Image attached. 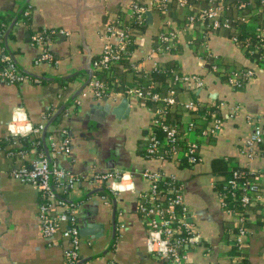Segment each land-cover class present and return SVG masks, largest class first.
Returning <instances> with one entry per match:
<instances>
[{
  "label": "crops",
  "instance_id": "1",
  "mask_svg": "<svg viewBox=\"0 0 264 264\" xmlns=\"http://www.w3.org/2000/svg\"><path fill=\"white\" fill-rule=\"evenodd\" d=\"M152 1L0 0V18H11L6 30H0V60L9 56L29 77L16 83L0 81V140L26 136L40 124L45 127L59 112L45 137H60L54 133L60 128L68 132L70 152L53 159L81 177L72 187L56 190V199L66 200L74 212L80 237L77 264H163L149 252L147 225L137 207L149 189L145 171L175 176L182 185L194 229L204 241L190 249L191 264H238L240 259L225 255L238 220L223 209L214 182L224 178L216 174L224 160L246 167L260 181L261 197L248 210L241 250L248 264H264V140L248 145L254 130L264 128V56L257 63L231 39L230 32L241 31L238 26L207 31L204 39L201 24H190L187 17L207 8V0H188L185 6L170 0L165 11L152 8ZM135 2L150 7L138 27L129 10ZM222 2L223 16L230 23L241 21L250 32H264V0ZM116 19L135 29V41L128 59L115 68L117 81L110 95L96 97L84 83L95 73L93 63L110 41L107 27ZM170 30L177 32L176 46L160 53L159 35ZM50 31L54 33L44 42L32 40L34 34ZM44 50L52 54V62L38 61ZM157 66H171L175 73L196 75L203 82L201 87L194 81L182 85L172 76L171 85L158 83L163 96L174 91L175 104L165 114L169 123L180 129L194 121L195 111L185 108L190 102L220 111L222 126L216 135L198 139V133L187 132L200 144L201 160L190 167L144 154L155 111L163 103L145 102L126 89L145 86L148 74H139L138 69ZM244 68L253 70V76L242 86L231 84L228 76ZM201 115L197 122L204 126ZM40 136L43 139V133ZM18 146L16 142L0 147V264H64L71 246L64 235L69 221L52 236L44 235L40 191L11 174L38 155L34 149L23 156L9 153ZM45 150L50 153L46 146ZM95 170H123L126 176L120 183L99 181L93 178Z\"/></svg>",
  "mask_w": 264,
  "mask_h": 264
},
{
  "label": "built area",
  "instance_id": "2",
  "mask_svg": "<svg viewBox=\"0 0 264 264\" xmlns=\"http://www.w3.org/2000/svg\"><path fill=\"white\" fill-rule=\"evenodd\" d=\"M180 6L188 4V0H175ZM208 7L201 9L198 13L188 15V22H198L203 27L202 36L205 39L207 31L218 30L231 27L230 19L223 16L222 0H207ZM170 0H153L152 8H159L165 11ZM150 7L139 3H133L130 10V18L136 25H143L145 21V13ZM25 16L29 15L28 10L23 11ZM243 19V18H242ZM108 25V33L110 41H108L103 51L94 63L92 77L87 84V91L92 92L96 97H108L112 86L115 85L117 79L115 76V68L122 60L131 53L136 31L133 27L124 26L122 19H116ZM1 33V31H0ZM54 31L36 33L32 36L34 42L42 43L49 38ZM260 40H264V32L258 29L255 33ZM113 38V39H112ZM177 32L170 30L162 32L159 35L160 45L158 51L160 53L171 52L176 44ZM112 39V40H111ZM231 39L237 43V36L233 35ZM257 51V49H256ZM260 57V56H258ZM53 61V56L47 50L40 55L38 61ZM2 61L6 62V66L0 69V81L16 83L28 79V75L16 68V65L11 61L9 56L4 55ZM137 68L136 66H134ZM216 69V66H213ZM104 73L107 77L112 78L111 81L99 78L97 73ZM174 81H181L188 84L194 81L197 87L203 85L199 76H190L185 74H177L172 68ZM253 76V70L245 69L233 71L228 80L231 84L242 86V80H248ZM151 81L148 88L153 87ZM126 93L131 96H136L142 100H152L161 102L163 105L158 106L155 111V119L153 124L159 126L165 132L163 138H159L156 133L151 130L149 135V143L146 148V156L157 159L158 161H172L176 164H181L182 158L186 157L187 161L194 165L201 160L199 137L208 138L216 135L222 126V119L212 115L207 110L203 117L206 120L204 126H199L194 121H190L181 133L179 127L173 123L166 122L165 114L169 108L175 104L174 91L170 95L163 96L157 91L146 89L145 86H132L126 89ZM185 108L187 110L195 109V103H188ZM210 117V118H209ZM44 125L34 126L30 135L40 137ZM195 132L198 139H189L187 132ZM65 133L66 131L63 130ZM181 133V134H180ZM29 135V134H28ZM264 140V128L257 127L251 138L248 141L249 146L254 143H259ZM16 142H13L14 145ZM46 147L50 150L49 154L37 153V157L31 161L29 165H21L13 168L11 174L23 182H28L34 185L41 193L45 201L40 202V217L42 221V231L46 236H52L59 230H62L64 223H67L69 228L64 231V235L70 237L71 246L65 251L64 264H77L79 259L80 237L77 227L75 226L74 212L67 205L63 198L57 200L56 190L58 188H70L80 182L81 177L67 172L60 168L53 157L58 153L70 152L68 137H45ZM36 141L33 142V145ZM1 147V146H0ZM10 154L16 153L24 155L23 149L10 151ZM93 178L99 181H114L115 183L122 182L125 179L126 173L123 170L115 171H93ZM237 175V172L234 173ZM144 176L149 180V189L141 194L137 202L138 211L145 221L148 229V249L150 254L163 261V264H191L188 253L190 249L197 243L204 244L199 238L194 229V222L191 219L190 209L185 201L182 185L175 176H168L165 180V175L160 171H145ZM215 183V182H214ZM224 187H228L230 193L235 195L233 198L239 199L238 205L240 209L233 208L229 205L225 195L220 191L217 194L220 203L228 212L236 215L238 224L234 237L231 240L232 245H243V236L247 230L244 222L247 218L249 208L258 201L261 197L260 181L257 177L246 178L243 182L236 179H227L224 181ZM115 191H118L114 187ZM237 193V195L235 194ZM59 207H62L60 209ZM232 231V230H231Z\"/></svg>",
  "mask_w": 264,
  "mask_h": 264
},
{
  "label": "trees",
  "instance_id": "3",
  "mask_svg": "<svg viewBox=\"0 0 264 264\" xmlns=\"http://www.w3.org/2000/svg\"><path fill=\"white\" fill-rule=\"evenodd\" d=\"M10 20H11V18H8V17L0 18V30L5 31L6 28L8 27V24L10 23ZM231 25L240 27L241 31H239L238 33H235V34L233 32H230L229 36L236 35L237 39H238L237 44L240 45L246 51V54L251 59H254L257 63H262L261 60L264 56V40H260V38L257 37V35L255 34L256 32L255 33L250 32V30L241 21L231 22ZM135 26L138 27L139 25L135 24ZM140 26H142V25H140ZM256 49H257V51H256ZM258 56H260V57H258ZM126 59H128L127 56L122 60V62ZM5 66H6V62H3L0 60V69L5 67ZM143 69L144 68L138 69V73L143 74L146 72L148 74L147 76H145L146 79L144 78L145 79L144 83L147 82L145 85L146 89L151 90V91H157L160 93V88H159L158 83H163L164 85H171L172 84L171 83L172 81H169V78L174 76L171 66L170 67L167 66L165 68L157 66V67H154L152 70L148 69L146 71H144L145 69L144 70ZM240 70H242V69H239L236 71H240ZM243 70H245V68ZM97 76L99 78H103L105 80H109V81L112 80V78L107 77V75H105L102 72L97 73ZM141 77H144V76H141ZM150 81L153 82L154 86L148 88L147 86L150 85V83H151ZM242 82H243V84H245L247 81L242 80ZM176 83H179V84L181 83L182 85L184 84L181 81H178ZM145 102L154 104V101L149 100V99L145 100ZM207 110L210 112V114H209L210 117L212 115L220 117V111L216 107L197 106V103H195V109H193V111H195V115H196L195 120H194V122L196 124H199L197 121L199 120V118L202 117L201 114L202 113L204 114ZM164 120L166 122H169L167 120V118H165ZM54 123L59 124L60 122L56 119L54 121ZM184 128H185V126H182V128H180L181 133L184 131ZM152 129L154 130V132L156 133V135L159 138H163L165 136V132L163 131V129L161 127L154 125L152 127ZM54 133L59 134L61 137H65V136L68 137V132L64 133L61 128L58 129ZM34 141H36L35 145H33ZM13 142H17V143L21 144V146L14 147L16 151H17V149L18 150L23 149L25 152H30L31 150L34 149L37 151V153H43L44 155L46 154L45 144H44L43 139H41V136L40 137H38V136L33 137L30 134L26 135V136L9 135L6 138L0 140V146L4 147V146L11 144ZM144 154H146V150L144 151ZM180 166L181 167H190L192 165L187 161L186 157H183ZM220 166H221V171L216 173V174L223 175L224 178L221 180H219V179L215 180L214 190L216 192L220 191L222 194H224L225 199L228 200L230 206H232L233 208L240 209L241 206L238 205L239 199H237L236 197L233 198L235 195H232L230 193V191H229L230 189L228 187L223 186L224 181H226L227 179L233 178V179H236L237 181L243 182L246 178L255 177V173L250 171L246 167H242L239 165H233L232 166L229 164V162L227 160L220 162ZM235 172H237V175L234 174ZM168 179H169V177L165 176V180H168ZM235 194L237 195V193H235ZM259 194H260V191H259ZM40 196H41V193H40ZM45 199L41 196V201H45ZM236 229L237 228L235 227L234 230H232L231 234L235 233ZM242 247H243V245H240V246L232 245L227 250V253L225 254L226 257L240 259L238 264H248V262L246 261L247 259H245V257L242 254V250H241Z\"/></svg>",
  "mask_w": 264,
  "mask_h": 264
},
{
  "label": "water",
  "instance_id": "4",
  "mask_svg": "<svg viewBox=\"0 0 264 264\" xmlns=\"http://www.w3.org/2000/svg\"><path fill=\"white\" fill-rule=\"evenodd\" d=\"M92 74H93V72H92ZM92 74L90 73L88 79H87L86 82L84 83V86L87 85V84L89 83V81H90V79H91V77H92ZM84 86H83V87H84ZM81 90H82V89H81ZM126 102H127L126 100L123 101V103H126ZM58 114H59V112L57 113V115L54 116V118L51 119V122L56 118V116H58ZM51 122H50V123H51ZM50 123H48V124L44 127V129H43V131H42V133H43V141H44L45 146H46V143H45V135H46V131H47V129H48Z\"/></svg>",
  "mask_w": 264,
  "mask_h": 264
},
{
  "label": "clouds",
  "instance_id": "5",
  "mask_svg": "<svg viewBox=\"0 0 264 264\" xmlns=\"http://www.w3.org/2000/svg\"><path fill=\"white\" fill-rule=\"evenodd\" d=\"M129 187H131V185H129Z\"/></svg>",
  "mask_w": 264,
  "mask_h": 264
}]
</instances>
